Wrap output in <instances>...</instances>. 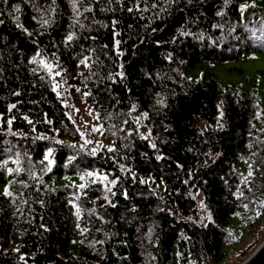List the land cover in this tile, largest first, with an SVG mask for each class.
<instances>
[{"label": "trees", "instance_id": "16d2710c", "mask_svg": "<svg viewBox=\"0 0 264 264\" xmlns=\"http://www.w3.org/2000/svg\"><path fill=\"white\" fill-rule=\"evenodd\" d=\"M251 52L264 0H0V264H218L264 218V81L185 71Z\"/></svg>", "mask_w": 264, "mask_h": 264}, {"label": "rangeland", "instance_id": "374dc122", "mask_svg": "<svg viewBox=\"0 0 264 264\" xmlns=\"http://www.w3.org/2000/svg\"><path fill=\"white\" fill-rule=\"evenodd\" d=\"M211 73L216 78L218 84L224 88L226 86L237 85L240 88L251 90L262 96V83L264 81V52H251L244 60H230L221 63H208V64H195L185 71V76L194 82L197 76L202 73ZM68 106L71 108L68 111L69 116L73 119L76 118L83 128H87V132L94 137L95 131V118L96 116L92 113L90 105L83 103V101L77 97L69 98ZM219 115V114H218ZM208 123L210 126L217 125V118ZM82 117H86L88 121L83 122ZM81 118V120H80ZM134 122L137 124L138 129L144 136H148V129L144 126L140 119L135 118ZM205 120L199 122L200 129H206ZM90 130L91 132H88ZM116 135V132L113 131ZM88 142V141H86ZM106 143L105 139L103 143ZM74 150V149H73ZM74 152H77L74 150ZM79 152V151H78ZM82 155V153H80ZM87 159V156L86 158ZM195 201L197 207H199L198 221L205 224L208 219V211L202 204V195L200 191L195 194ZM228 222L232 228L237 230L240 235V241L238 244L232 247H223L222 252L225 256L218 264H242L255 252V250L264 242V218L258 223V225L250 226L246 220L240 219L238 216H231ZM190 264V263H187Z\"/></svg>", "mask_w": 264, "mask_h": 264}, {"label": "water", "instance_id": "95a60500", "mask_svg": "<svg viewBox=\"0 0 264 264\" xmlns=\"http://www.w3.org/2000/svg\"><path fill=\"white\" fill-rule=\"evenodd\" d=\"M242 264H264V242L255 252Z\"/></svg>", "mask_w": 264, "mask_h": 264}, {"label": "bare ground", "instance_id": "6f19581e", "mask_svg": "<svg viewBox=\"0 0 264 264\" xmlns=\"http://www.w3.org/2000/svg\"><path fill=\"white\" fill-rule=\"evenodd\" d=\"M258 249V248H257Z\"/></svg>", "mask_w": 264, "mask_h": 264}]
</instances>
